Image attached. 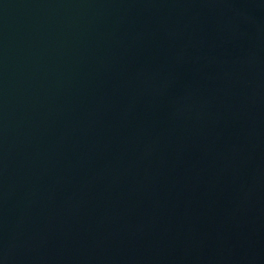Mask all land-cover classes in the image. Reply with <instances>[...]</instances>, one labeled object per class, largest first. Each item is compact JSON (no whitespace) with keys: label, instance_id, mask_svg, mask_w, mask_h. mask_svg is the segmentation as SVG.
I'll return each mask as SVG.
<instances>
[{"label":"water","instance_id":"obj_1","mask_svg":"<svg viewBox=\"0 0 264 264\" xmlns=\"http://www.w3.org/2000/svg\"><path fill=\"white\" fill-rule=\"evenodd\" d=\"M0 264H264V0H0Z\"/></svg>","mask_w":264,"mask_h":264}]
</instances>
